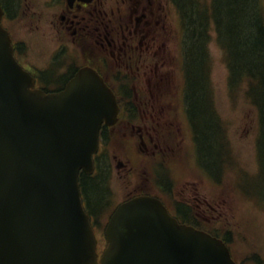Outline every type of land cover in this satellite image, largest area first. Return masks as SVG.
<instances>
[{
    "label": "water",
    "instance_id": "1",
    "mask_svg": "<svg viewBox=\"0 0 264 264\" xmlns=\"http://www.w3.org/2000/svg\"><path fill=\"white\" fill-rule=\"evenodd\" d=\"M33 84L0 27V264H235L223 242L179 224L149 195L114 210L98 261L78 174L92 172L116 99L89 68L56 93Z\"/></svg>",
    "mask_w": 264,
    "mask_h": 264
},
{
    "label": "flooded vegetation",
    "instance_id": "2",
    "mask_svg": "<svg viewBox=\"0 0 264 264\" xmlns=\"http://www.w3.org/2000/svg\"><path fill=\"white\" fill-rule=\"evenodd\" d=\"M0 12V25L8 33L13 54L35 77V87L59 91L81 67H91L115 93L119 107L117 122L102 124L96 161L106 164L110 152L104 144H109L111 129L118 124L133 141L137 152L154 153V148L159 147L154 139L167 142L165 130L175 121L178 124V114H181L183 120L187 119L189 140L193 142L195 133L185 87L188 75L177 73L182 59L194 60V48L190 44L189 28L188 41L182 42L181 28L185 27L173 0H0ZM206 32L208 42L202 46L203 55L210 60V39L212 35L216 37L212 21ZM168 41L173 44H167ZM30 44H45V48L30 47ZM217 45L225 59L226 44ZM38 56L44 58L40 60ZM169 59L175 64L176 72L175 109L168 99L164 103L163 96L168 93L165 83L170 80L166 72L171 64ZM188 68L194 71L189 63ZM241 73L245 76H236L237 85L234 89L231 87V91L243 88L245 95L251 98L250 107L263 112L257 101L259 92L255 80L247 71ZM228 79L227 76L226 87ZM206 95H210L208 88ZM171 114L175 120L171 121ZM159 152L163 153L161 161L158 166L152 164L151 171L162 170L165 179L167 164L177 155L165 153V147ZM128 161H116L118 174L130 169ZM164 179L157 177L156 187L161 193L153 195L159 197L180 222L199 225L200 220L207 223L215 218L212 214L218 208L210 198L200 197L196 190L187 191L188 185L178 197L171 199L170 207L165 197L171 192V182ZM109 195L112 192L107 194V201ZM257 254L253 259L260 264L261 258L255 257Z\"/></svg>",
    "mask_w": 264,
    "mask_h": 264
},
{
    "label": "rangeland",
    "instance_id": "3",
    "mask_svg": "<svg viewBox=\"0 0 264 264\" xmlns=\"http://www.w3.org/2000/svg\"><path fill=\"white\" fill-rule=\"evenodd\" d=\"M170 18H173L171 14ZM174 21V19H172ZM169 21V20H167ZM169 23V22H168ZM167 44H173L168 41ZM34 48L44 49L45 44H30ZM29 46V45H28ZM209 51L211 54V70L210 85L212 89L211 96L214 99L215 107L218 114L224 120L227 128V136L229 138V151L232 153V163L227 169L228 174H224L213 181L208 175L203 173L197 166H194V159L191 160V143L188 135V126L183 120L181 114H178V124L176 121L169 125L165 133L166 141H154L159 145L154 148L155 152L148 153L137 150L132 146L133 141L125 136L121 126L118 124L111 129V137L108 140V149L110 152L108 163L111 165L110 170V187L112 192V202L126 198L129 194L138 190L152 191L161 193L157 187L153 186L150 180V163L158 158L160 152H175L177 157L167 164L168 178L171 180V192L165 197L167 203L171 207V199L178 197L182 188L189 186L187 191L196 190L200 196H206L212 201L213 206L218 209L213 212L215 218L211 222H207L212 228H218L220 231L228 229L231 239L232 251L242 264H257L253 259L261 258L260 264H264V207L255 209L253 201L247 202L246 197L243 199L244 193L238 192L239 179L243 175L251 176L255 170V146L253 138L255 134L256 110L250 107L252 104L245 95L243 88L237 90L236 94L230 95L226 87V64L223 58V51L218 47L213 35L209 43ZM35 53V52H34ZM32 52V55H34ZM44 57L38 56L42 60ZM174 58V57H173ZM168 61V60H167ZM171 64L166 68L170 80L165 85L168 89L164 93V103L167 99L173 109L176 108V89L174 82L176 80L175 64L169 59ZM168 117H170L168 115ZM171 121L174 119L172 114ZM175 120V119H174ZM113 154H117L114 158ZM129 160L128 164L132 168L134 176H129L128 171L118 174L115 168L117 160ZM127 164V167L128 166ZM196 168V169H195ZM171 170V171H170ZM158 178H163V171L157 169ZM165 180V179H164ZM245 180L243 179V182ZM241 182V184L243 183ZM243 187V186H242ZM244 191L255 199V195H250L248 189ZM114 205V204H113ZM111 204V206H113ZM257 211V216L255 213ZM253 212V213H252ZM100 222L106 221V216L100 215ZM97 237L104 241L102 229L97 228ZM102 243H100V247Z\"/></svg>",
    "mask_w": 264,
    "mask_h": 264
},
{
    "label": "trees",
    "instance_id": "4",
    "mask_svg": "<svg viewBox=\"0 0 264 264\" xmlns=\"http://www.w3.org/2000/svg\"><path fill=\"white\" fill-rule=\"evenodd\" d=\"M190 32V44L194 48V60L189 59L188 94L189 114L197 141V152L210 174H221L224 155L223 133L218 122L213 97L206 95L209 89L208 56L203 55L207 44V30L212 20L218 32L220 44H226L227 63L233 77L247 71L256 82L258 102L263 108L264 134V15L262 0H177ZM209 11L210 14H209ZM205 75V76H204ZM259 88V89H258ZM210 90V89H209ZM264 139V136H263ZM264 152V149H263ZM103 166L94 175L81 179L87 209L97 217L106 204L109 193ZM98 214V215H97Z\"/></svg>",
    "mask_w": 264,
    "mask_h": 264
}]
</instances>
